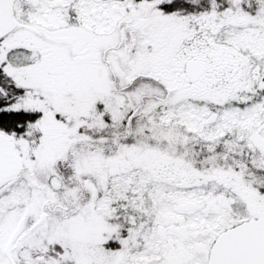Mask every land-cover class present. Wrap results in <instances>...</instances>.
Returning a JSON list of instances; mask_svg holds the SVG:
<instances>
[{"label":"snow or ice","instance_id":"obj_1","mask_svg":"<svg viewBox=\"0 0 264 264\" xmlns=\"http://www.w3.org/2000/svg\"><path fill=\"white\" fill-rule=\"evenodd\" d=\"M0 264H264V0H0Z\"/></svg>","mask_w":264,"mask_h":264}]
</instances>
